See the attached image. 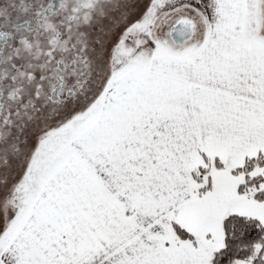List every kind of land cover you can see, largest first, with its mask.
I'll return each mask as SVG.
<instances>
[{"label": "snow or ice", "instance_id": "6c2138e0", "mask_svg": "<svg viewBox=\"0 0 264 264\" xmlns=\"http://www.w3.org/2000/svg\"><path fill=\"white\" fill-rule=\"evenodd\" d=\"M0 264H264V0H0Z\"/></svg>", "mask_w": 264, "mask_h": 264}]
</instances>
